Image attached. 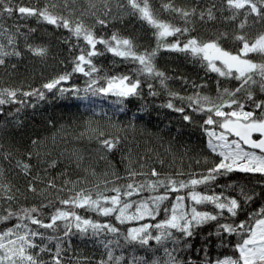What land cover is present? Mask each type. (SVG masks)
Wrapping results in <instances>:
<instances>
[{"label":"trees","instance_id":"trees-1","mask_svg":"<svg viewBox=\"0 0 264 264\" xmlns=\"http://www.w3.org/2000/svg\"><path fill=\"white\" fill-rule=\"evenodd\" d=\"M149 3L159 19L190 29L184 35L178 33L163 38L153 63L155 70L163 72L164 77L139 75L135 71L140 67L137 62L116 57L107 52L104 45L97 44V49L104 53L92 57L98 71L91 76L73 73L68 81L61 82L52 91L44 89L43 85L72 72L75 57L87 45L68 29L50 25L35 16L25 17L18 12L9 15L0 11V46L9 53H21L20 56L3 57L5 64L0 65V89H17V99L24 102L0 106V169H3L0 183L11 188L7 193L0 189V216L7 215L9 209L23 216L21 209L35 206L40 211L33 215L48 223L50 216L59 208L94 222L111 223L123 233L139 223L159 222L165 218V213L161 211L156 221H133L120 225L114 216L105 217L90 209L62 205L60 200L69 199L81 190L91 193L95 198L96 193L112 195L110 189L113 187H120L124 191L128 183L147 185L149 181L158 179L150 175L153 168L160 173V179L172 177L187 181L194 174L205 173L219 161V157L207 147L208 136L204 130V127L213 126L202 127L209 113L194 110L196 105L187 98L198 95L217 100L220 90L234 89L238 82L207 70L202 61L190 54L169 51L163 45L177 40L183 44L191 37L205 41L217 39L221 33H227V38L221 39L220 43L225 49L236 52L240 44L233 36L240 34L238 24L243 16L235 21L227 20L226 17L231 13L227 11L224 0H149ZM168 3L188 11L195 9V15L189 16L186 23L177 13L164 9L163 5ZM11 6L47 7L54 14L73 22L82 20L94 30L97 37L110 41L111 36L116 34L121 39L131 40L134 51L140 54L157 47L155 30L138 16L130 14L127 0H11ZM209 8H212L216 19L208 20L205 16L201 20L200 13H206ZM98 18L104 19L106 24L97 23ZM262 31L264 22L249 16L243 32L252 38ZM29 46L33 49L44 48L46 53L35 55L29 51ZM251 58L257 62L262 59L255 54ZM122 75L141 80L139 95L119 98L112 94L93 95L90 90L85 91L93 79L98 81L93 88H100L107 86L108 78ZM161 79L164 80L163 84L160 83ZM149 83L152 84L151 90L148 88ZM60 88H78L79 92L61 93ZM34 90L43 92L44 99L38 95H22ZM253 90L257 100H264V93L255 86ZM150 91L157 94L151 95ZM171 94H178L184 99ZM170 101L176 108H184V112L166 107ZM121 108L124 110L120 111ZM246 110H250L247 105ZM184 115H188L190 120L185 121ZM117 138L119 143L112 151L101 147V140ZM33 141L37 143L33 144ZM6 155L8 159L4 158ZM17 160L31 164L29 176L16 167ZM53 161L56 162L55 167H50ZM130 172L142 174L131 177ZM50 180L56 187H48ZM30 181L37 188L36 193L28 190ZM65 181L70 183L66 184ZM229 184L234 187H222ZM210 188L217 193L223 191L225 195L236 197L242 204L240 189L243 188L244 192L254 194V199L243 204V210L237 217L221 218L196 228L194 235L187 239L190 247L176 253L184 264H206L207 261L238 255L234 246L240 236L217 235V225L247 220L250 214L264 207V175L232 172L218 178ZM210 188L200 185L197 191L206 192ZM163 192V188L152 191L145 187L139 195L122 198L138 202ZM186 193L185 189L179 194L186 196ZM7 195H12L14 199L8 201L5 198ZM176 195L170 193L169 200L164 202L162 208L175 203ZM184 203L187 211L192 206L201 211H213L210 204L194 205L187 198ZM45 204L49 206L41 207ZM18 223L45 234V239L36 237L35 242L46 250H30L39 264H52L57 246L61 264H116V256L124 257L121 264H129L133 256L146 257L149 261L157 259L161 264L169 259L163 248L154 241L147 248L128 246L122 238L106 230L94 235L89 228L86 233H82L76 229L74 220L71 221L68 235H65L64 228L67 222H58L54 229H45L31 224L27 219L15 217L0 222V232ZM17 231L23 235L26 230L22 226ZM116 239H120L119 245L115 243ZM109 241L113 242L109 244ZM168 247L171 249L172 245L169 243ZM109 250L113 253L111 261L108 260Z\"/></svg>","mask_w":264,"mask_h":264},{"label":"snow or ice","instance_id":"snow-or-ice-1","mask_svg":"<svg viewBox=\"0 0 264 264\" xmlns=\"http://www.w3.org/2000/svg\"><path fill=\"white\" fill-rule=\"evenodd\" d=\"M227 11L231 15L226 19L235 21L241 15L243 19L238 24L241 30L240 34H235L233 39L239 42L240 47L236 52L230 51L222 47L220 40L227 38V33H221L217 39L200 40L197 37H191L183 44L179 40L174 43L164 44L163 47L169 51L181 52L190 54L203 62V66L207 70L217 73L220 77L230 78L238 82L234 89L223 88L217 100L204 96L188 97L192 101L197 111H206L209 113L207 119L204 121V126H213L212 128L204 127L208 136L207 147L211 153L219 157V161L215 162L212 167L208 168L205 173L194 174L185 180H176L172 177L160 179V173L156 169H152L150 175L157 177L155 181H149L147 185L141 183L136 186L133 183L126 185V190L122 191L120 187H113L110 191L112 195H104L103 193H96L95 198L91 193L81 190L69 199H62V205H74L77 208H86L96 211L98 214L108 217L114 216L115 221L120 225L129 222L141 221H156L157 216L161 211L165 213V218L156 223H139L137 227H129L125 232L116 225L111 223H98L88 218H82L75 212L66 211L63 209H56L54 214L49 218L48 223L39 219L36 214L40 211L37 207L23 208L20 211L23 216H19L11 209L7 210V215L0 216V222L8 221L12 218L27 219L31 224L37 225L39 228L54 229L58 226V222H67L64 224L65 235L71 231V221H75V227L82 233H86L89 228L92 229L93 234L96 235L102 231L112 233L117 237L122 238L124 244L128 246L137 245L140 248H147L151 242H155L163 248V251L168 260L164 264H184L179 260L176 253L182 248L190 247L187 239L194 235V230L208 222L218 221L221 218L237 217L243 210V204L250 203L254 199V194L244 192L240 189V194L243 199L225 195L223 191L215 192L210 186L221 176H227L232 172L252 173L264 175V100H257L255 98L254 86L264 93V31L260 32L255 37L249 38L243 32L247 27L248 17L254 16L259 21L264 22V0H224ZM127 6L130 9L131 15L138 16L139 19L146 22L155 30L158 43L156 49L143 54L134 51V45L129 39H121L116 34L111 36L110 41L104 38L97 37L94 30L85 25L82 20L71 21L68 18L59 16L49 11L47 7L38 9L35 7L18 6L12 7L11 0H0V11L6 12L9 15L18 12L21 16L37 17L50 25L63 27L68 29L79 40L83 39L87 45L86 49H82L81 53L75 57L72 72L60 75L58 78L45 83L43 88L52 91L57 89L61 82L68 81L73 73H83L85 76H91L92 73L98 71L93 64L92 57L103 55L104 53L97 49V44L105 46L107 52L112 53L116 57H121L125 60L131 59L137 62L140 67L135 71L139 75L164 77V73L155 70L154 58L157 55L163 38L175 36L176 34L184 35L190 31L187 27H177L171 22L159 19L152 10L149 0H127ZM54 8L55 5H52ZM165 10H170L177 13L185 19L191 15H195L196 10L191 11L175 8L171 3L163 5ZM215 7V6H213ZM205 16L208 20H215L216 16L209 8L207 12L200 13V19L204 20ZM97 23L105 25L104 19H97ZM34 31V30H33ZM11 43V40L9 41ZM35 55L42 56L46 53L44 48H31ZM255 54L262 59L257 62L251 58ZM8 55L20 56L19 51L9 53L3 50L0 46V65L5 64L3 57ZM86 67L88 70L86 71ZM98 83L93 79L85 91H91L93 95L103 93L104 95H115L119 98H128L139 95L141 87V80L135 79L128 75L113 76L107 79V86L100 88H93V85ZM161 84L164 80L161 79ZM148 88L152 89V84H148ZM61 93L72 91L79 92L78 88H60ZM18 90L10 88L0 89V106L21 103L17 99ZM151 95L157 93L150 91ZM23 96L28 97L38 95L40 99H44V93L39 90L33 92H24ZM178 99V94H171ZM120 101L118 100L117 103ZM246 105L250 110H246ZM192 107V104L189 105ZM166 107L177 112H184V108H176L170 101ZM228 111H225V109ZM20 109H17L19 111ZM123 111L124 109H119ZM2 112V108H0ZM219 118V119H216ZM183 119L189 121L190 117L184 115ZM216 128L220 129L219 132ZM101 135H103L101 133ZM230 137H235L230 139ZM255 137V138H254ZM37 143L33 141V144ZM101 147L112 151L119 143V139H103L100 141ZM8 159L6 155L4 157ZM28 159H31V153L28 154ZM55 161L49 166L55 167ZM16 167L23 172L24 175L31 174V164L26 161L17 160ZM3 174V169H0V176ZM142 173L130 172L131 177L141 175ZM182 175V174H180ZM35 179V178H33ZM70 183V181H65ZM74 183V182H71ZM200 185L208 186L210 191L200 192L197 187ZM48 187H56L53 181H48ZM152 191H157L163 188L164 192L148 199L140 200L138 202L123 199L122 197L131 198L133 195L139 193L145 188ZM222 187L232 188L233 185H225ZM0 189L4 192H10L11 188L8 185L0 183ZM187 190L186 196L180 195L182 190ZM30 192L36 193L37 188L30 181L28 185ZM170 193H177L175 196V203L170 207L162 205L166 200H169ZM8 201L14 199L12 195L5 197ZM189 199L194 202V205H212L213 211H201L197 207L192 206L190 211L186 210L185 200ZM49 205H41V207H48ZM131 210V211H130ZM25 228V233L20 235L17 229ZM216 234L238 235L240 240L235 244L234 248L238 255L226 256L223 259L216 261H207L206 264H264V207L249 215L247 220L239 223H220L217 225ZM14 237V238H13ZM39 237L41 240L45 239V234L38 230L28 229L27 225L16 224L9 227L3 232H0V264H39L37 258L31 253V249L40 248V251H45V248L40 247L35 238ZM51 239V237H48ZM113 241H109L111 244ZM115 243L120 244V239H116ZM172 245L169 249L168 244ZM108 245L106 244L105 247ZM124 259L123 256H116V264H121ZM108 260H113V253L108 251ZM52 264H61L60 249L57 246L56 254L52 258ZM105 264V262H101ZM129 264H161L157 259L149 261L146 257L133 256Z\"/></svg>","mask_w":264,"mask_h":264},{"label":"rangeland","instance_id":"rangeland-1","mask_svg":"<svg viewBox=\"0 0 264 264\" xmlns=\"http://www.w3.org/2000/svg\"><path fill=\"white\" fill-rule=\"evenodd\" d=\"M216 131H217V132H219V131H220V129H219V130H218V129H216ZM234 138H235V137H230V139H234ZM137 226H139V225H137ZM137 226H136V227H137Z\"/></svg>","mask_w":264,"mask_h":264},{"label":"flooded vegetation","instance_id":"flooded-vegetation-1","mask_svg":"<svg viewBox=\"0 0 264 264\" xmlns=\"http://www.w3.org/2000/svg\"><path fill=\"white\" fill-rule=\"evenodd\" d=\"M255 138V137H254Z\"/></svg>","mask_w":264,"mask_h":264}]
</instances>
